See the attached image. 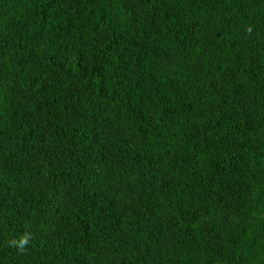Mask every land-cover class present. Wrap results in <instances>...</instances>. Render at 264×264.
Instances as JSON below:
<instances>
[{"label": "trees", "instance_id": "trees-1", "mask_svg": "<svg viewBox=\"0 0 264 264\" xmlns=\"http://www.w3.org/2000/svg\"><path fill=\"white\" fill-rule=\"evenodd\" d=\"M0 264H264V0H0Z\"/></svg>", "mask_w": 264, "mask_h": 264}, {"label": "clouds", "instance_id": "clouds-1", "mask_svg": "<svg viewBox=\"0 0 264 264\" xmlns=\"http://www.w3.org/2000/svg\"><path fill=\"white\" fill-rule=\"evenodd\" d=\"M27 239L26 238H24V239H21V241H20V247H21V249L23 248V246L25 245V244H27Z\"/></svg>", "mask_w": 264, "mask_h": 264}]
</instances>
